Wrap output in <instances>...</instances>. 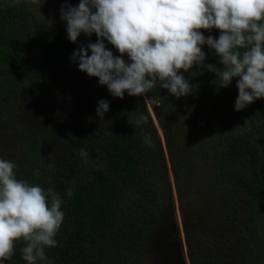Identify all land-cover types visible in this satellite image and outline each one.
Returning <instances> with one entry per match:
<instances>
[{"label": "trees", "instance_id": "1", "mask_svg": "<svg viewBox=\"0 0 264 264\" xmlns=\"http://www.w3.org/2000/svg\"><path fill=\"white\" fill-rule=\"evenodd\" d=\"M59 1L65 8L80 3V0ZM63 23L67 28V22ZM201 31L205 37L218 39L220 35L217 29ZM62 35L39 31L27 0L18 4L0 0V124L13 119L19 99L33 94L49 80L62 59H71L75 50L97 41L94 33L91 36L81 33L75 43ZM104 43L114 56L120 54L107 40ZM202 50L206 54L203 66L194 65L188 72L181 70L192 85V94L220 84L216 73L207 69L209 64L222 68L219 57L207 45ZM237 80L233 78L226 87L234 95V103L238 98ZM134 101L135 96L127 92L123 99L113 96L100 134L80 140L70 135L68 142L72 146L67 152L71 153V159L69 167L63 169L53 165L42 139L22 135L19 143L29 161L22 171L15 173L16 178L39 185L45 191L53 188L63 201L61 210L65 214L54 237L58 246L46 247L47 261L37 264H144L145 242L153 236L172 202L170 187L159 179V169L165 167L159 137L154 130L137 127L131 120ZM232 115V122L220 120L219 131L205 146L212 186L220 195V208L214 211L210 231L200 226L186 227L191 264H229L218 261L219 256L227 255L222 244L228 242L218 238L229 229L235 233L232 239L246 228V225L240 228L237 220L231 219L234 198L238 206L244 204L252 218L251 238L260 240L264 249V98L233 111ZM238 115L242 118L244 115V125ZM148 133L153 147L144 142ZM81 149L88 153L87 163L80 155ZM169 159L179 186L186 167L171 149ZM68 189L73 193L71 198L66 195ZM24 246L25 241H17L14 254L6 263L27 264L22 259Z\"/></svg>", "mask_w": 264, "mask_h": 264}, {"label": "clouds", "instance_id": "2", "mask_svg": "<svg viewBox=\"0 0 264 264\" xmlns=\"http://www.w3.org/2000/svg\"><path fill=\"white\" fill-rule=\"evenodd\" d=\"M60 11L70 41L75 43L81 33L97 36L71 59L114 97L123 99L125 92L142 96L157 84L177 98L189 95L192 85L179 73L203 66L202 46L207 45L223 65H207L219 77L218 86L226 88L238 78L236 111L264 98V0H80ZM212 29L220 31L218 39L201 31ZM105 40L119 56L107 50ZM108 110L109 102L100 100L97 115L103 119ZM134 123L139 127L146 117L141 114ZM144 142L154 146L150 133ZM80 155L87 163L88 153L81 149ZM16 167L0 159V264L12 258L20 240L26 242L22 259L37 264L47 261L46 247L58 246L54 237L64 221L63 201L53 188L45 191L17 179ZM66 195L72 197L71 189Z\"/></svg>", "mask_w": 264, "mask_h": 264}, {"label": "rangeland", "instance_id": "3", "mask_svg": "<svg viewBox=\"0 0 264 264\" xmlns=\"http://www.w3.org/2000/svg\"><path fill=\"white\" fill-rule=\"evenodd\" d=\"M27 2L33 9L34 23L39 31L53 35L62 32V36L68 37L59 0ZM123 59L131 62L128 57ZM57 67L51 78L33 94L19 99L13 119L0 124V159L14 162L17 166L15 173L22 171L29 161L19 143L22 135L42 139L53 165L63 169L69 167L71 159V153L67 152L72 146L68 142L70 135L80 140L100 134L106 122L109 110L101 119L96 109L100 100L108 101L110 108L113 95L107 86L100 85L98 78L80 71L78 63L67 57ZM234 100L229 88L222 90L217 86L206 92L200 90L197 94L177 98L157 84L150 92L135 96L130 110L131 120L135 122L142 114L146 123L141 127L154 130L159 137L165 161V167L159 169V179L170 187L172 202L167 205L164 218L153 236L145 242L144 264H191L185 239L186 227L200 226L210 231L214 226L213 215L220 208V195L212 186L205 146L219 131L222 118L233 121ZM243 118L238 115L241 125L245 124ZM169 149L186 167L179 186L171 169ZM231 208V219L237 220L240 228L245 225L246 228L232 239L231 235L235 233L229 229L222 231L218 239L228 241L222 244L227 255L219 256L218 261L264 264L263 244L251 238L254 228L247 209L244 204L238 206L235 198Z\"/></svg>", "mask_w": 264, "mask_h": 264}]
</instances>
